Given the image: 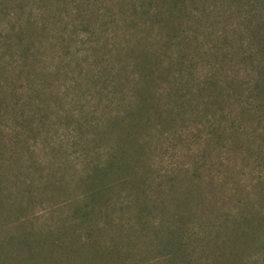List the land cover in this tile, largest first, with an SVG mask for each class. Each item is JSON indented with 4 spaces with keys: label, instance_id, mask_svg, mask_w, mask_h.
Listing matches in <instances>:
<instances>
[{
    "label": "rangeland",
    "instance_id": "rangeland-1",
    "mask_svg": "<svg viewBox=\"0 0 264 264\" xmlns=\"http://www.w3.org/2000/svg\"><path fill=\"white\" fill-rule=\"evenodd\" d=\"M0 264H264V0H0Z\"/></svg>",
    "mask_w": 264,
    "mask_h": 264
}]
</instances>
